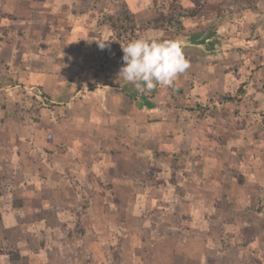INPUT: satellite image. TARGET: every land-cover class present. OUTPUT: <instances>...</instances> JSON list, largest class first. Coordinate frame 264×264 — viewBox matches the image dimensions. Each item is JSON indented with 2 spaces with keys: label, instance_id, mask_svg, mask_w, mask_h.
<instances>
[{
  "label": "rangeland",
  "instance_id": "374dc122",
  "mask_svg": "<svg viewBox=\"0 0 264 264\" xmlns=\"http://www.w3.org/2000/svg\"><path fill=\"white\" fill-rule=\"evenodd\" d=\"M145 34L195 37L183 48L190 67L160 91L162 105L175 107L167 115L178 117L162 119L165 129L153 116L133 122L142 131L118 121L130 139L129 187L121 154L105 172L116 191L102 182L112 191L93 188L74 203L71 189L60 224L59 209L32 211L41 194L21 169L31 174L41 163L19 156L49 145L58 100L72 102L85 84L52 71L83 58L92 70H108L106 85L120 86L121 45ZM83 39L97 46L95 58L79 49ZM99 216V223L113 218L99 226L111 231L104 242L88 234ZM16 217L23 232L12 227ZM36 220L52 235L33 229ZM0 264H264V0H0Z\"/></svg>",
  "mask_w": 264,
  "mask_h": 264
},
{
  "label": "crops",
  "instance_id": "0c3cea01",
  "mask_svg": "<svg viewBox=\"0 0 264 264\" xmlns=\"http://www.w3.org/2000/svg\"><path fill=\"white\" fill-rule=\"evenodd\" d=\"M79 31L81 30H78L77 34H79ZM194 38L195 37H193L189 41V37H186L182 41L183 48L186 46H194ZM79 43L83 45L82 47H79V49L82 52L87 51V53L85 54L87 60L89 58H95L94 54H97V51L96 49L95 51L93 49L97 48L96 45L93 47V49L90 50V44H88V41L86 39L85 41L83 39V41ZM69 46L74 45L71 44ZM75 48L78 47L75 46ZM204 57L209 58L207 54ZM198 59L204 61L202 57H198ZM194 62L199 65L198 61ZM87 65L84 63L83 58L79 61L75 59V62L72 61L71 63L70 60L67 61L66 58L62 62L57 64V69L53 70L52 74L63 73L64 75L71 76L74 79H81V81L79 82H83L85 84H83L82 86L80 85V89L78 90V92L68 96L69 98L74 99L72 102H70L71 100L69 99V101L61 99L58 100V107L56 106L55 110L57 118H54V120L49 125V131L52 130L53 134L54 132L56 133L54 136L51 134V138H48L47 140L49 145L52 144V149H49V145H46L43 148L44 150L37 149L35 150L36 152H34L28 149L29 154L27 153V151L22 152V155L19 154V157H21L22 160H25L26 163H30L31 161H40L41 163L40 170L36 169V171L31 172V174L27 173L24 168L21 169L24 180L26 182L28 181L34 183L35 192L41 194V201L39 202V205L31 210L50 211V209H59L58 212L60 213H57V217H55V221H57V223L59 224L61 222H65V219H63L65 217L63 216L69 213L68 209H66L65 207L62 208L64 204L61 205V201L66 199L67 201H69V198H73L71 189L75 193L74 203L78 201V196L80 194H83L84 192H92L93 188H95L96 191H99L102 194L109 193L112 190L116 191V186L113 184V181H110L109 177L105 175V172L108 168L113 167L116 161L121 160V154L123 155V157L126 156V159H124V161L126 160V167L122 165L121 169L122 181L124 178H127L129 176L128 173H124V171H126V168L129 167L128 157H132V155L126 154L125 152H123V149L126 147L128 149V147H130V139H124V132H122V126H119V120H121V123H131L132 128H137L138 130L142 131L143 128H140L138 124H134L133 122L138 121V119L147 120L148 117L152 118L153 116V121L157 120V122L155 123H158L161 129H165V127H162L163 121L161 120H165L167 119V117L169 120L175 117L174 114L177 113L174 112V114L167 115V112L165 111L167 109L170 111L172 109H175L174 105H166L167 107L164 106L165 101L163 100V98H165L166 95L165 93H161L163 92L161 90H164L165 88L157 87L156 89L151 90L149 93H141L138 96H132L129 90L128 91L130 93H128L126 87L131 88L132 90L134 88L133 85H129V87H123L125 85V82L122 80L120 86L106 85V81H112L113 78L108 75V70H103V68L101 70H92L90 68V64L88 66ZM106 65H109V63H105V67ZM193 66H196V64H193ZM66 67H69L68 70L70 72L66 69ZM194 71H196V68L193 67L191 69V72L189 73L188 71L187 73H189V75L192 77L194 75ZM50 76L52 77V80H56V78H58L56 77V75ZM91 76H93V79L91 78ZM68 79L71 78L69 77ZM97 81L99 82V84H96ZM179 87L181 88V84ZM42 91L47 97L51 98L52 94L46 92L45 90H42L41 88V92ZM169 91V93H171L173 90ZM172 93L173 94H170L171 96L169 97L171 102L175 99V97H177L176 91H173ZM52 102L54 103L53 100ZM140 103L143 105V107L137 106ZM172 103L174 104V101ZM117 116L118 118H116ZM177 117L178 116L176 114V118ZM110 123H116L115 127H111L112 124L110 125ZM110 130H116L117 132L115 137H113L115 138L114 140L111 139L113 133ZM50 140L52 142H50ZM31 145L35 149L38 146H43L36 143H32ZM28 146H30V144ZM54 148H58L59 155L54 153ZM20 150H22V148L19 147V149L16 151L17 155ZM118 153H120V155ZM56 155H58L59 158H56ZM117 155L119 156L118 159L113 161L115 159V156ZM126 181L127 180L123 181V184L129 187V185H131L130 181ZM102 182H110L107 184H109V186L111 184L110 187L112 188V190L108 187H102ZM29 186L30 185H28L27 187ZM62 186L64 190H62ZM53 202H55L58 207L53 205L55 204ZM78 205H80V202ZM91 206L92 204L89 205L90 208ZM110 206L111 205L108 206L106 202L103 205L105 209ZM12 207L13 209L16 208V210H18L17 207ZM6 210L10 211L11 207L10 209L7 208ZM9 215H12V213H9ZM99 215H101V213ZM96 218L97 219L93 218V220H96L97 222H95L94 227L88 231L89 236L93 235V237H96L98 241L101 242L109 240L110 237L108 234H110L111 231L110 233L108 232V234H106L107 232H103L101 229L102 233H100L99 226H101L102 223H104L105 226H108V222H110V220L112 221L113 218L107 217L108 219L105 218V221L101 220V223H99L100 216ZM17 219H20V217L15 218V225H12V227L17 228L19 231H22L21 228L23 224L25 225L26 223L23 222L21 224ZM42 222H38L36 220L35 224L32 225L33 229L38 231L40 230L41 234H44L46 237H48V235H52L50 231V225L43 224ZM142 225L145 226L144 223H142ZM29 233L33 234V230L30 229Z\"/></svg>",
  "mask_w": 264,
  "mask_h": 264
},
{
  "label": "clouds",
  "instance_id": "9594fccd",
  "mask_svg": "<svg viewBox=\"0 0 264 264\" xmlns=\"http://www.w3.org/2000/svg\"><path fill=\"white\" fill-rule=\"evenodd\" d=\"M100 47H105V44ZM121 47L124 55L118 78L134 85L141 93L173 86L190 67L179 37L160 39L145 34Z\"/></svg>",
  "mask_w": 264,
  "mask_h": 264
},
{
  "label": "trees",
  "instance_id": "16d2710c",
  "mask_svg": "<svg viewBox=\"0 0 264 264\" xmlns=\"http://www.w3.org/2000/svg\"><path fill=\"white\" fill-rule=\"evenodd\" d=\"M213 6H217V5H213ZM191 15L195 16L196 13H195V14H191ZM183 27H184V24H182V26L180 27V29H182ZM120 54H124V53H120ZM110 58H111V57H110ZM42 96H43V99L45 98V99H47L48 102L53 103V102H52V99L49 98V97H47L44 93H42Z\"/></svg>",
  "mask_w": 264,
  "mask_h": 264
}]
</instances>
